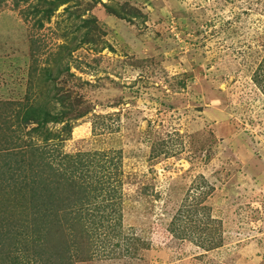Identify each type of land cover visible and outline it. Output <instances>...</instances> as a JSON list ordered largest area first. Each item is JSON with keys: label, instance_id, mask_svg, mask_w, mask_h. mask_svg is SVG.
<instances>
[{"label": "rangeland", "instance_id": "374dc122", "mask_svg": "<svg viewBox=\"0 0 264 264\" xmlns=\"http://www.w3.org/2000/svg\"><path fill=\"white\" fill-rule=\"evenodd\" d=\"M257 74L264 77V0H0V126L7 114L25 132L37 126L15 115L21 103L65 112L46 127L56 138L26 139L52 149L60 172L93 162V186L106 175L99 152L119 164L106 170L121 173L117 219L105 224L85 210L75 225L74 205L60 231L80 244L51 250L38 241L40 224L27 240L23 231L15 238L26 248L21 264L49 256L59 264H264ZM66 96L68 109L59 101ZM67 186L60 197L74 191ZM94 193L99 204L113 189ZM10 204L0 194V224ZM4 229L0 264H15Z\"/></svg>", "mask_w": 264, "mask_h": 264}, {"label": "trees", "instance_id": "16d2710c", "mask_svg": "<svg viewBox=\"0 0 264 264\" xmlns=\"http://www.w3.org/2000/svg\"><path fill=\"white\" fill-rule=\"evenodd\" d=\"M48 13H50L48 14V17H50L52 12ZM61 68L59 69V73L67 70V66H62ZM48 74L51 76L49 71ZM255 79L257 84L264 91V77L257 74ZM66 99L68 100L67 96L65 98H59V101L64 108L68 109ZM20 106H22L21 109L15 111V115L21 118L26 125L35 123L37 126L31 131L27 130L25 132L22 130L24 128L21 124L17 125L18 123H16L17 126H15L13 123H10V119H8L10 114L4 116L5 119H1L3 125L0 126V151H8L6 156L8 161L5 165L7 167L5 168L7 175L5 178H0V194L5 193L10 200L13 199L16 203L10 204L8 209H6V221L0 224V228H6L4 232L8 231L7 233L9 234L8 236L11 240L12 248L14 249L12 255L17 259L15 264L23 263V260H19L20 253L25 257L22 250H26V248H21L19 250V247L14 245V241H16L15 238H19L21 235L19 234L20 231L24 232L25 239L27 240L31 234H36L35 227L41 224L42 228L40 226L37 227L38 233L40 234L38 241H43L48 248L54 250L56 245L69 244L72 246L74 244H80V241L74 242L71 241L68 236L65 237L60 229L69 222V218L76 219L72 224L75 223L76 225L78 222L81 223L84 218L83 212L85 210H91L94 214L92 217L95 219L97 218L99 222L105 224L114 218L117 219V208H115L114 201L112 200L114 195H116L113 183L116 178L121 175V173H113V171L105 169H109L107 166H110V169L111 166L118 169L119 164L113 163V160L104 162L107 155L103 152H99L101 155V160L99 162L101 163V172L106 175L105 177L100 176L96 178V186H93L90 181V179L92 180V178L95 177L91 176L93 162L87 163L86 165L75 163L66 167L63 172L56 170V153L47 147L41 149L30 138L26 139L25 134L35 133L37 135H42L45 142L52 138H56L46 127L51 122L60 123L63 121L65 119V112L63 114L61 112L59 116V114H52L46 111L42 106L36 108L35 105H31L27 109H24L23 103H21ZM70 130L71 127L67 126L66 132L68 133ZM57 137H59V135ZM15 147L19 150L15 149ZM29 152H33L34 157H31L32 159L27 161L24 157H26ZM97 155L99 154H96V156ZM13 160L16 161L15 164L12 162ZM22 161L23 166L19 164ZM94 167L96 166L94 165ZM65 184L68 185L69 188L74 189V191L69 193V196H65L67 194H64V197H60L63 194L61 192V186ZM108 188L113 189V195L110 194L111 198H101L100 203L95 204V200L99 197L94 192L103 195L105 189ZM64 191L66 190L64 189ZM109 193H111V191ZM123 202L121 197L119 204L123 206ZM74 205L81 211L68 218V215L72 213L69 209H72ZM1 211L2 209L0 208V213ZM23 215H25V217L28 216L26 220L23 219ZM60 216L62 218L66 216V218L62 219ZM3 217L4 216H0V220L3 219ZM31 217L36 221H40V223L38 222L35 226H32L30 222ZM21 222L23 224H21ZM120 224H116V226ZM49 234L54 235L51 237ZM1 239L2 237H0V243H2ZM33 241L36 247L35 255L38 256L39 253L40 257L41 255L43 256L44 254L42 251H37L39 246H42L39 242L38 244L35 243L37 241V236ZM7 252H9L8 249ZM49 257L45 264H59L53 256ZM62 263L63 262L60 264Z\"/></svg>", "mask_w": 264, "mask_h": 264}]
</instances>
